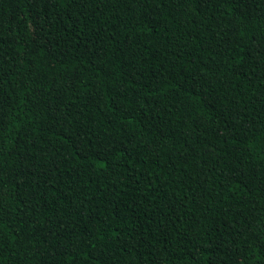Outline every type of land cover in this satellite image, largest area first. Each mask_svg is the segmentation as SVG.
Segmentation results:
<instances>
[{"label": "trees", "instance_id": "16d2710c", "mask_svg": "<svg viewBox=\"0 0 264 264\" xmlns=\"http://www.w3.org/2000/svg\"><path fill=\"white\" fill-rule=\"evenodd\" d=\"M0 264H264V0H0Z\"/></svg>", "mask_w": 264, "mask_h": 264}, {"label": "snow or ice", "instance_id": "6c2138e0", "mask_svg": "<svg viewBox=\"0 0 264 264\" xmlns=\"http://www.w3.org/2000/svg\"><path fill=\"white\" fill-rule=\"evenodd\" d=\"M0 243H2V241H0Z\"/></svg>", "mask_w": 264, "mask_h": 264}]
</instances>
